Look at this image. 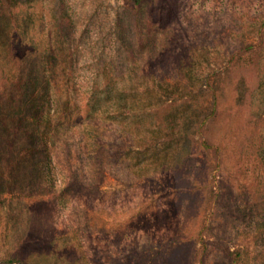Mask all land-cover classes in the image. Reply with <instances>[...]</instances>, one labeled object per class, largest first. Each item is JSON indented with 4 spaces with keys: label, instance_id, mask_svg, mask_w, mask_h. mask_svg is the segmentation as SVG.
Returning <instances> with one entry per match:
<instances>
[{
    "label": "rangeland",
    "instance_id": "obj_1",
    "mask_svg": "<svg viewBox=\"0 0 264 264\" xmlns=\"http://www.w3.org/2000/svg\"><path fill=\"white\" fill-rule=\"evenodd\" d=\"M129 1L2 0L0 68H72L81 98L102 72L121 79L117 108L92 114L104 161L120 164L87 197L83 184L47 200L20 169L19 189L0 190V264H221L235 251L264 264V0ZM85 125L70 147L85 150Z\"/></svg>",
    "mask_w": 264,
    "mask_h": 264
},
{
    "label": "trees",
    "instance_id": "obj_2",
    "mask_svg": "<svg viewBox=\"0 0 264 264\" xmlns=\"http://www.w3.org/2000/svg\"><path fill=\"white\" fill-rule=\"evenodd\" d=\"M139 2L140 0H130L129 4L132 6ZM1 5L2 0H0V9ZM102 75V85L95 84L81 98L73 83L72 68H16L14 71L0 68V190L2 192L19 189L23 177L20 169H25L29 173L30 186L27 189L31 195L41 196L43 191L46 200L62 199L70 193L73 195L78 193L80 186L84 184L88 191L83 194L87 197L92 190H96L99 179L103 178L105 164L113 167L120 164L119 155H111L104 161L102 148L107 145L104 142L106 136L103 131L106 124L96 123L97 118H92V114L96 116L98 113L93 109L99 110L104 105L116 107L119 104L120 99L114 101L115 97L119 98L117 94L119 89L114 85L117 83L116 80L121 79V73L114 75L102 72ZM135 75L140 78L137 72ZM61 81L64 86L62 91L57 88V83ZM54 88L56 93L60 91L59 96L52 92ZM136 105L133 102L130 110L133 111L132 107ZM84 123H86L85 127L94 128V135H90L89 141L84 142L85 150L81 149L79 142L74 143L76 147H70L69 139L71 140L72 136H67L66 133L78 132ZM116 129L118 132L119 126ZM119 138L117 136L116 139ZM59 158L65 159L67 176L63 177L61 188L55 193L56 182L52 171L57 169ZM87 183L91 184L87 185ZM222 257L221 264H237L240 254L237 251L225 252Z\"/></svg>",
    "mask_w": 264,
    "mask_h": 264
}]
</instances>
